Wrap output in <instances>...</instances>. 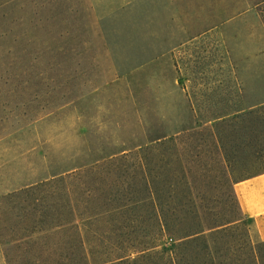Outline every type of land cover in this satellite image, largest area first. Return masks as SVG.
Instances as JSON below:
<instances>
[{
	"label": "rangeland",
	"instance_id": "rangeland-1",
	"mask_svg": "<svg viewBox=\"0 0 264 264\" xmlns=\"http://www.w3.org/2000/svg\"><path fill=\"white\" fill-rule=\"evenodd\" d=\"M263 100L264 0H0V264H77L76 231L56 228L58 213L70 197L91 214L131 191L119 158L156 137L182 133L164 150L167 189L185 176L208 221L228 218L231 180L264 171V158L233 163L228 179L208 119ZM119 223L85 225L94 263L130 248L97 232ZM256 235L245 216L216 237L220 255Z\"/></svg>",
	"mask_w": 264,
	"mask_h": 264
},
{
	"label": "trees",
	"instance_id": "trees-1",
	"mask_svg": "<svg viewBox=\"0 0 264 264\" xmlns=\"http://www.w3.org/2000/svg\"><path fill=\"white\" fill-rule=\"evenodd\" d=\"M262 103L258 108H241L208 119L215 120L212 137L216 152L226 162L228 179H231L232 173L229 171H232L233 163L244 166L264 158V100ZM195 128H185L182 132ZM180 134L182 133L156 137L145 144H138L135 151L121 155L120 160L131 161L133 188L127 193H121L120 190L111 193L108 201L112 202L110 206L90 209L92 212L88 214L89 209L88 212L82 211L70 197L68 217L58 213L55 226L60 228L71 225L76 231L77 251L80 252L77 264H139L140 257L136 260L129 259L131 251L145 253L141 257L148 259L147 264H264V241L249 244L243 254L220 255L222 247L218 245L216 237L228 226L241 222L245 217L234 189V182L240 179L231 180L237 212L229 214L228 218L212 222L206 219L202 207L193 201V197L197 199V196L192 192L189 178L172 177L173 183L168 184L170 189H167V178L162 172L164 150L171 147V143L177 141ZM178 155L176 154V159L181 160ZM111 161L115 159L108 162L105 160L101 164L98 160L92 161L81 166H87V171H92ZM125 167L129 169L128 166ZM63 179L64 177L61 178ZM179 182H183L186 190L179 192ZM81 191L87 194L85 200L92 193V189L82 188ZM113 202L117 203L112 205ZM90 219L95 222L119 219L121 223L118 226L97 232L105 235L106 240L115 237L130 240V248H125L113 258L112 255H106L100 260L96 259L94 263L86 250L89 235L84 230L85 225L89 226L94 222H87ZM223 249L231 252L233 247L224 245Z\"/></svg>",
	"mask_w": 264,
	"mask_h": 264
},
{
	"label": "crops",
	"instance_id": "crops-1",
	"mask_svg": "<svg viewBox=\"0 0 264 264\" xmlns=\"http://www.w3.org/2000/svg\"><path fill=\"white\" fill-rule=\"evenodd\" d=\"M245 216L253 218L257 227V242L264 241V172L234 182Z\"/></svg>",
	"mask_w": 264,
	"mask_h": 264
}]
</instances>
